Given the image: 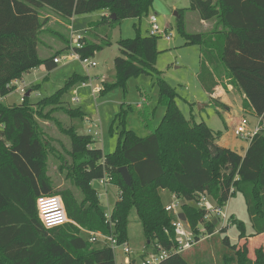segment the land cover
Returning a JSON list of instances; mask_svg holds the SVG:
<instances>
[{
  "label": "trees",
  "instance_id": "16d2710c",
  "mask_svg": "<svg viewBox=\"0 0 264 264\" xmlns=\"http://www.w3.org/2000/svg\"><path fill=\"white\" fill-rule=\"evenodd\" d=\"M31 1L65 24H70L74 17L96 11L108 13L109 17L104 16L98 22L107 24L148 17L155 0ZM9 3L0 0L4 7ZM190 4V10L197 12L201 21H214L216 26L206 34L188 33L178 11L177 30L185 38V44L200 46L203 61L198 78L203 89L215 101V89L226 78L264 121V0H190ZM46 21L41 23L36 13L33 30L0 31V264H117L111 246L96 249L94 243L82 236L80 228L113 236L119 245L128 243L129 218L134 209L143 227L146 251L170 252L176 241L175 219L165 210L162 190L184 201L182 213L197 238L205 234L212 240L227 230L218 232L215 222L205 220L207 212L198 206L201 196L206 195L224 208L241 193L255 231L247 235L245 224L231 217L228 224L238 229V242L233 245L225 236L222 264H264V251L256 250L253 260L248 246L250 238L264 235V129L251 139L247 151L241 155L218 144L221 132L214 133L205 123L191 124L177 103L176 89L155 67L159 36L138 35L119 41L120 56L114 61L116 83L100 91V95H106L116 86L124 87L134 77L154 79L159 89L158 104L165 108L159 125L154 128L149 118L152 133L140 138L122 120L117 128L116 149L110 154L95 148L93 136L81 135L74 127L61 128L71 141V165H64L63 170H67L81 197H75L70 189L58 192L52 188L46 175L50 151L37 117H48L46 107L65 109L72 118L82 116V111L62 106L64 89L36 104L30 103L27 94L19 105L8 106L3 102L16 90L11 85L14 81L22 80L41 65L49 72L58 67L54 60L61 52L45 60L39 55L40 34ZM91 25L87 33L93 28ZM86 34L80 39L82 47L74 48L83 59H92L105 46H111V42L92 44ZM73 82L70 80L67 88ZM30 91L33 89L27 93ZM121 116L125 112L116 118ZM110 131L113 136V126ZM123 167L131 174V186L126 185L119 173ZM105 177L111 178L120 194L110 220L93 187V182ZM41 196H61L68 218L75 224L45 228L37 209ZM242 241L245 243L241 244ZM202 249L195 246L191 252L171 254L160 264H213L202 257Z\"/></svg>",
  "mask_w": 264,
  "mask_h": 264
},
{
  "label": "rangeland",
  "instance_id": "374dc122",
  "mask_svg": "<svg viewBox=\"0 0 264 264\" xmlns=\"http://www.w3.org/2000/svg\"><path fill=\"white\" fill-rule=\"evenodd\" d=\"M190 5V0L154 1L152 13L155 15L160 29L162 31L167 30L168 34L173 35L171 41L162 37L159 39L155 67L161 73V77L176 89L178 93L177 103L191 124L205 123L214 133L221 132L222 137L218 139V144L244 155L250 145V140L246 135L237 136L235 134L237 128L243 120H246L250 132L255 128L262 130L264 129V121L257 116L251 107L246 105V97L235 87L230 86L226 78L220 80L219 89L216 90L213 97L215 101H212L209 94L203 89L198 78L203 61L200 46L185 44V38L177 30L178 11L183 15L188 33L206 34L215 30L216 26L214 21L203 25L199 14L190 10ZM104 16L106 15L103 11H96L77 16L71 24L74 40L85 36L90 25L95 23L91 25L93 26L91 31L86 34L88 41L92 44L111 42V46H105L91 59L97 64V67L88 68L84 66L81 60L68 59L50 72L44 65H41L25 74L18 83L20 87L26 86L27 92L33 89L29 97L31 104L53 97L64 89L65 92L61 98L62 106L66 109L82 111V116L72 118L65 109L46 107L44 112L48 117L44 119L37 117L39 127L45 133V140L48 142V150L50 151L46 161V175L51 180L52 188L58 192L70 189L77 198L81 197V193L73 184L72 179L67 176V170H63L64 165H71V157L69 156L71 141L61 128L74 127L81 135H88L89 128L93 129L94 132L98 131L100 136L96 138L95 148L102 150L105 154H110L116 149L117 133L119 132L117 128H120L122 120L127 129L134 131L140 138H145L152 133L147 120L150 118L159 125L163 118V110L165 111V108L158 104V86L155 84V80L148 76L131 78L124 87L116 86L106 95H100V93L94 95L92 93V87L103 90L105 86L116 83L117 75L114 61L120 56L119 41L134 39L138 35L147 36L150 30L149 19L146 16L141 19L133 18L98 24ZM45 17V14H41V23L46 19ZM52 22L45 26L40 34L41 43L38 46V51L41 59L44 60L53 57L59 51H61L59 56H66L71 52L70 49L75 47V41H72L69 27L55 26L52 25L55 20ZM70 80H74V82L67 88ZM83 82H86L88 86L92 85V87L83 88ZM22 97V93L15 90L3 102L8 106L19 105L23 102ZM76 98L79 99V103H74ZM145 100H147L148 105H146L147 102L144 103ZM122 112H125V116L117 119L116 117ZM112 126L115 130L113 136L110 131ZM93 187L98 191V198L106 211V218L110 220V214L120 197L119 190L112 183L102 184L100 181L93 182ZM161 196L164 205L167 206L173 201L174 195L162 190ZM180 201L184 206V201ZM209 201L214 207H218L212 199ZM195 205L197 206V204ZM224 208H226L228 218L234 217L245 224L247 235L254 233L246 199L241 193L232 197ZM170 215L174 217L175 221L177 220L174 214ZM210 220L215 222L218 232L225 228L227 233L216 235L213 240L208 238L197 246L203 247L201 254L205 260H210L207 262L222 264L223 239L228 236L231 243L235 245L238 242L239 231L235 226L228 223L222 226L221 221L215 216ZM185 223L190 226L187 221ZM80 229L82 236L88 239L87 232L89 231ZM199 229H203V226H200ZM145 243L143 227L137 211L134 209L129 218L128 228V244L133 253V258L138 259L145 254ZM244 243L245 241L241 242V244ZM105 245L107 244L104 238H99L98 242L94 243L96 249H101ZM248 246L250 258L255 260V251L258 249L264 251V235L250 238ZM119 252L120 250H115L117 264L123 262Z\"/></svg>",
  "mask_w": 264,
  "mask_h": 264
},
{
  "label": "built area",
  "instance_id": "2783aa9c",
  "mask_svg": "<svg viewBox=\"0 0 264 264\" xmlns=\"http://www.w3.org/2000/svg\"><path fill=\"white\" fill-rule=\"evenodd\" d=\"M148 23L150 26L149 35L150 36H159L164 38L167 41H171L173 39L172 34H168L167 30L162 31L157 23V19L155 15L148 16ZM69 30L71 31L72 35V41H75V47H72L68 55L66 56H58L55 58L54 63L59 65L62 64L63 61H66L68 59H77L81 60L85 67L93 68L97 67V64L91 59H83L78 55L74 48H81V37H78L76 40H74V31L73 27L70 25ZM19 81H14L11 85L16 87V91H19L22 93V101H24L25 95L27 94L26 86L20 87L18 85ZM90 88L92 85H89ZM86 82L82 83V87L86 88L89 87ZM92 93L94 95L99 94L101 90H99L97 87H92ZM74 103H79V99H74ZM2 126H0L1 128ZM260 132L258 128H255L251 132L248 130V122L246 120H243L240 126L237 128L235 134L237 136H247V138L251 141V139ZM88 135L93 136L95 139L99 138L100 134L98 131L94 132L93 129H88ZM102 184L111 183V178L105 177L104 179L100 180ZM182 202L174 195L173 201L165 206V210L169 214H174L176 217V221L174 220L173 226L175 228V234H176V241H175V247L172 251L168 252L166 250H159L158 253L153 252H147L145 251V254L135 259L133 258V253L129 247L128 243H124L122 245L118 244L117 239H115L113 236H106L101 233H95V232H87L88 233V239L91 243L98 242L99 238H104L107 246H111L114 251L116 249L120 250L119 255L123 258V262L121 264H160L162 261L166 260L171 254H184L192 250L195 246L200 244L201 242L205 241L206 239L210 238L209 235H199L197 238L194 231L191 229L190 226H188L185 222L181 221L179 219V215L182 208ZM200 208L206 210V216L205 220L211 221L210 219L215 216L217 217L221 223L222 226H225L226 223L229 222L226 208H220V207H214L211 202L209 201V198L206 195L201 196L200 202L198 205ZM37 209L39 211V216L41 219L42 224L47 229H53L57 227H61L66 225L67 223H73L67 215L66 208L63 202V199L61 196H41L37 199ZM188 227H186V226ZM223 229V228H222Z\"/></svg>",
  "mask_w": 264,
  "mask_h": 264
},
{
  "label": "crops",
  "instance_id": "0c3cea01",
  "mask_svg": "<svg viewBox=\"0 0 264 264\" xmlns=\"http://www.w3.org/2000/svg\"><path fill=\"white\" fill-rule=\"evenodd\" d=\"M9 2L10 3L8 7H4L0 4V31L13 30V29L17 31L33 30V15H35L36 13H38V17L40 21L42 19L41 14L46 15L45 18L48 20L46 21L45 18H44L45 20H43V21H46V26L53 23L52 21L55 20L54 24L52 25H55V26L61 25L64 27H69L72 24V21L76 19V17H74L71 20V23L69 25H65L55 15H53L48 9L40 8L38 5H36V3H34L31 0H9ZM104 14L106 16L108 15L107 13H104ZM151 15H154V14L151 13L150 16ZM202 24L207 25L208 22L202 21ZM218 89L219 87L215 89V92ZM214 96L215 95H213V97ZM145 102H147V100H145L144 103ZM146 105H148V102L146 103ZM164 114H165V111L163 110V116ZM152 123H153L154 128L157 127L156 121H152ZM120 255H121V252H120Z\"/></svg>",
  "mask_w": 264,
  "mask_h": 264
},
{
  "label": "water",
  "instance_id": "95a60500",
  "mask_svg": "<svg viewBox=\"0 0 264 264\" xmlns=\"http://www.w3.org/2000/svg\"><path fill=\"white\" fill-rule=\"evenodd\" d=\"M113 18H115V16H113ZM27 96H30V92L27 94ZM119 173L121 174L126 185L131 186L132 185V177H131V174L129 173L128 168L127 167L120 168ZM179 219L183 222L187 221V219L183 213H181L179 215Z\"/></svg>",
  "mask_w": 264,
  "mask_h": 264
}]
</instances>
